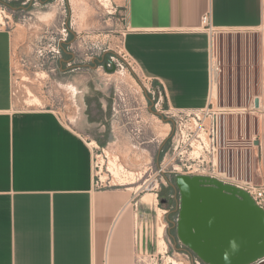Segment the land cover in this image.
<instances>
[{
  "label": "crops",
  "instance_id": "0c3cea01",
  "mask_svg": "<svg viewBox=\"0 0 264 264\" xmlns=\"http://www.w3.org/2000/svg\"><path fill=\"white\" fill-rule=\"evenodd\" d=\"M122 2V49L156 83L165 108L199 109L212 101L210 35L201 28L207 11L215 47L222 36L226 58L231 47L237 63L257 66L259 88L249 90L253 105L258 97L256 108L262 106L264 0ZM18 9L24 19L0 27V264H139V249L151 253L153 242L139 218L141 198L129 187H95L90 142L55 110L14 106V55L31 58L43 41L45 57H32L45 65L41 71L62 64L53 15ZM258 144L264 173V121Z\"/></svg>",
  "mask_w": 264,
  "mask_h": 264
},
{
  "label": "rangeland",
  "instance_id": "374dc122",
  "mask_svg": "<svg viewBox=\"0 0 264 264\" xmlns=\"http://www.w3.org/2000/svg\"><path fill=\"white\" fill-rule=\"evenodd\" d=\"M31 1L26 5L27 10L53 15L54 40L65 38L58 52L55 51L62 64L53 65L48 74L41 71L46 68L45 65L39 66L32 57L34 53L45 57L43 41L35 48L31 58L14 55V106L53 109L64 123L80 132L88 142L95 141L97 146L90 145L93 165H98L93 170L94 180L100 178L104 184L110 182L125 188L137 187L148 174L151 182L156 179L160 182L161 177L172 179L176 174L185 173L186 169L176 166L173 161L167 163L175 147L176 152L181 147L180 143L173 142V120L161 112L166 108L160 89L140 72L122 49L121 29L125 17L122 0H109L107 6L100 0ZM21 2L0 0L3 20H0V27H7V20L24 19L23 14L17 15L18 7L23 6ZM66 24L67 32L62 30ZM229 40L231 43L232 39ZM222 42L221 36L216 46L218 73L212 80L214 109L223 108L226 111L220 117L222 148L218 166L226 172L227 181L259 183L264 180L258 148L264 103L260 108L254 107L249 90L253 86L258 91V68L237 63L231 47L226 58L222 54ZM35 99L39 100L36 102ZM114 159L125 170L139 171L143 177L131 185L121 184L107 171L108 161ZM132 178L135 179V175ZM163 187L158 190L153 204L138 203L140 221L145 218L148 232H152L150 251L164 254L155 235L157 226L162 223L165 250L170 256L174 254L181 264H191L189 257L178 251L166 233L168 212H164L167 206L161 203L160 192L165 195L167 190ZM129 191L134 193L136 200L146 193L155 192L142 188ZM156 207L162 210L160 218L157 217ZM186 250L191 251L187 247ZM139 251L144 255L150 254L144 248Z\"/></svg>",
  "mask_w": 264,
  "mask_h": 264
},
{
  "label": "water",
  "instance_id": "95a60500",
  "mask_svg": "<svg viewBox=\"0 0 264 264\" xmlns=\"http://www.w3.org/2000/svg\"><path fill=\"white\" fill-rule=\"evenodd\" d=\"M173 186L180 195L175 221L180 243L205 264L264 263V210L247 192L200 175L178 174Z\"/></svg>",
  "mask_w": 264,
  "mask_h": 264
},
{
  "label": "built area",
  "instance_id": "2783aa9c",
  "mask_svg": "<svg viewBox=\"0 0 264 264\" xmlns=\"http://www.w3.org/2000/svg\"><path fill=\"white\" fill-rule=\"evenodd\" d=\"M31 0H22L23 6L30 4ZM201 28L205 30L210 35V75L211 79L214 80V76L218 73L216 66V47H215V34L216 30L212 25L211 13L210 11L205 12L201 17ZM64 31H68V26L62 28ZM65 41V38H58L55 41L54 51L58 52L61 43ZM11 95H14L11 85ZM167 114L173 120L174 128V139L173 142L180 143V150L176 152V148L169 155L167 163H175L176 166H181L186 169V175H200L215 178L223 183H228L234 185L245 192H247L250 197L254 200L255 204L264 210V181L259 183H253L252 181L245 180L240 183H235L227 181L225 177L227 174L225 171H221L218 162L220 160V150L222 148V137H221V123L220 117L225 114L226 111L223 108L214 109V104L210 101L205 107L199 109H179L167 107L165 110H161ZM139 121H137L138 123ZM136 123V124H137ZM134 125L135 127L137 125ZM98 148V147H97ZM103 151V149H102ZM191 160V162L189 161ZM98 166L96 163L92 168ZM176 166L173 165L175 169ZM100 168V167H99ZM161 170H159L160 172ZM143 173L135 171V180H140ZM182 174V173H181ZM164 177V176H163ZM150 174H148L137 187L138 189H143L147 191H155V197L157 196L158 190L165 186L169 179L160 178V182L156 179L154 182L150 180ZM94 185L96 188H111V187H121L115 183L107 182L104 184L100 178L94 180ZM173 198L177 206L179 205V195L176 196L174 192ZM178 219V216L175 218ZM182 244V243H180ZM164 248V254L150 253L144 255L143 253H138L137 262L139 264H173L168 258L171 257L175 259L174 254L170 256ZM182 254L189 257L191 264L204 263L194 252L189 250H180ZM177 252V251H175ZM166 255V256H165ZM176 260V259H175ZM177 261V260H176ZM178 262V261H177ZM182 262H178L181 264Z\"/></svg>",
  "mask_w": 264,
  "mask_h": 264
},
{
  "label": "bare ground",
  "instance_id": "6f19581e",
  "mask_svg": "<svg viewBox=\"0 0 264 264\" xmlns=\"http://www.w3.org/2000/svg\"><path fill=\"white\" fill-rule=\"evenodd\" d=\"M100 1H102V3L105 4L106 6L109 3V0H100ZM0 20H1V22H3L1 16H0ZM213 95H215V91H213ZM38 100L35 99L36 102ZM90 145L91 146H97V144L95 143V141H91L90 142ZM116 159L109 160L108 161V165L109 166H108L107 171L113 177L118 178L121 181V184L131 185V184H134L135 182H137L134 178H132V176L134 175V172L133 171H130V170H125L124 167L121 164H119L118 162H116ZM124 173H126V174H124ZM129 189H134L135 190V189H138V187H136V186L135 187L130 186ZM154 193H146V194H144L141 197V202L143 204H146V205L153 204L154 202H156L157 199H156ZM156 209H157V217L160 218L161 215H162V210L159 207H156ZM163 228H164V224L161 223V225L157 226V229L155 231V235H156V239H157V242H158V246H159L160 251L163 250L164 248H166V243H165L164 238H163ZM168 260L171 263H173V264H178V262L175 259L171 258V257H169ZM262 264H264V263H262Z\"/></svg>",
  "mask_w": 264,
  "mask_h": 264
},
{
  "label": "flooded vegetation",
  "instance_id": "af4514ba",
  "mask_svg": "<svg viewBox=\"0 0 264 264\" xmlns=\"http://www.w3.org/2000/svg\"><path fill=\"white\" fill-rule=\"evenodd\" d=\"M176 175L172 179L169 178L168 183L163 187L164 189L167 190V194L161 195L160 199L162 201L161 203L167 206V209L164 212H168V215L166 218L167 224H168L166 233L169 236V239H171V241L174 244H176L175 246L177 249L186 250V246L183 244H180L179 240L175 236V233H176V226H175L176 219L175 218L176 216H178V210H179V205H180L179 203V205L177 206L175 199L173 198L174 192H176V196L179 195V191L173 186L175 183ZM183 175H186V174H183ZM189 176H192V175H189Z\"/></svg>",
  "mask_w": 264,
  "mask_h": 264
},
{
  "label": "trees",
  "instance_id": "16d2710c",
  "mask_svg": "<svg viewBox=\"0 0 264 264\" xmlns=\"http://www.w3.org/2000/svg\"><path fill=\"white\" fill-rule=\"evenodd\" d=\"M161 195H163V194L160 192V197H161Z\"/></svg>",
  "mask_w": 264,
  "mask_h": 264
}]
</instances>
